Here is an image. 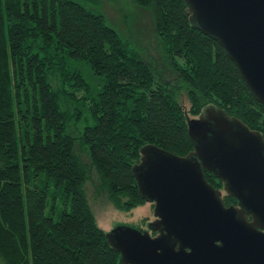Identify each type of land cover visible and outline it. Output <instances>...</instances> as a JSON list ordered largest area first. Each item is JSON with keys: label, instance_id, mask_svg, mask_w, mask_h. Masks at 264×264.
Masks as SVG:
<instances>
[{"label": "trees", "instance_id": "trees-1", "mask_svg": "<svg viewBox=\"0 0 264 264\" xmlns=\"http://www.w3.org/2000/svg\"><path fill=\"white\" fill-rule=\"evenodd\" d=\"M87 1L0 0V264H123L88 203L90 168L117 208L144 204L131 170L139 149L188 153L187 113L213 105L264 138V107L221 46L190 26L183 0H132L151 11L174 85ZM74 59L101 80L95 93ZM81 118L89 164L69 131Z\"/></svg>", "mask_w": 264, "mask_h": 264}, {"label": "water", "instance_id": "water-1", "mask_svg": "<svg viewBox=\"0 0 264 264\" xmlns=\"http://www.w3.org/2000/svg\"><path fill=\"white\" fill-rule=\"evenodd\" d=\"M183 2L190 26L221 46L264 107V0ZM186 122L192 150L178 155L144 144L131 168L152 203L147 229L117 224L106 241L123 264H264L263 136L213 105ZM204 169L236 205L223 204Z\"/></svg>", "mask_w": 264, "mask_h": 264}, {"label": "rangeland", "instance_id": "rangeland-1", "mask_svg": "<svg viewBox=\"0 0 264 264\" xmlns=\"http://www.w3.org/2000/svg\"><path fill=\"white\" fill-rule=\"evenodd\" d=\"M87 3L89 6H93L94 3V6L104 14L108 23L118 31L120 36L128 39L135 46L160 81L174 85L170 81L171 77L162 59L160 47L157 45L152 14L149 9L134 4L132 0H88ZM71 66H75L81 71L89 83L91 92L95 93L101 84V80L98 76L91 74L87 63L80 59H74L71 61ZM161 70L163 72H160ZM176 90L177 100L187 111L189 101L185 89L176 88ZM81 109L84 110V107L81 106ZM82 114L84 116L85 111ZM187 116L194 117L189 113H187ZM86 123L83 118L76 119L70 123L69 131L76 139V152L79 153L84 163L89 164L87 152L77 139V135ZM90 123L91 121L88 122V124ZM84 186L88 203L96 223L101 229L108 231L117 224H127L136 228L147 229L146 223L153 218L152 203L145 202L127 211L117 208L108 198L105 189L99 185L95 169L92 167ZM220 190L223 196L224 191L222 188ZM143 219L145 220L142 221Z\"/></svg>", "mask_w": 264, "mask_h": 264}, {"label": "flooded vegetation", "instance_id": "flooded-vegetation-1", "mask_svg": "<svg viewBox=\"0 0 264 264\" xmlns=\"http://www.w3.org/2000/svg\"><path fill=\"white\" fill-rule=\"evenodd\" d=\"M222 201H223V204L225 206H230V205H236L237 204V200L236 199L234 201H232V200H223L222 199Z\"/></svg>", "mask_w": 264, "mask_h": 264}]
</instances>
